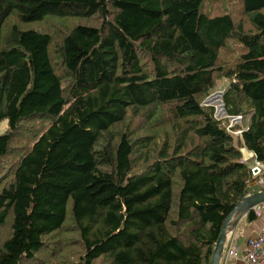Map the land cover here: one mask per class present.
Returning <instances> with one entry per match:
<instances>
[{
	"label": "trees",
	"instance_id": "16d2710c",
	"mask_svg": "<svg viewBox=\"0 0 264 264\" xmlns=\"http://www.w3.org/2000/svg\"><path fill=\"white\" fill-rule=\"evenodd\" d=\"M238 1L0 0V264H210L264 191V0Z\"/></svg>",
	"mask_w": 264,
	"mask_h": 264
},
{
	"label": "built area",
	"instance_id": "2783aa9c",
	"mask_svg": "<svg viewBox=\"0 0 264 264\" xmlns=\"http://www.w3.org/2000/svg\"><path fill=\"white\" fill-rule=\"evenodd\" d=\"M222 90L211 92L201 103L204 107L212 108V115L215 121L223 127L226 133L234 138L239 137L242 132L241 123L243 117L241 115H228L225 113L221 103ZM241 161L244 162V157L241 154ZM250 153V152H249ZM253 159L249 166V174L251 178L256 179V182L260 185H264V165L254 160L252 153L249 154ZM256 215L257 209H252ZM233 237L232 231L228 232L226 236ZM236 247H230L226 250L225 256L227 259H236ZM243 264H264V231H260L254 236L247 238L244 242L243 249Z\"/></svg>",
	"mask_w": 264,
	"mask_h": 264
},
{
	"label": "crops",
	"instance_id": "0c3cea01",
	"mask_svg": "<svg viewBox=\"0 0 264 264\" xmlns=\"http://www.w3.org/2000/svg\"><path fill=\"white\" fill-rule=\"evenodd\" d=\"M241 154L244 157V162L247 163L248 166H250V162L252 163L253 161V159L249 155L250 153L245 150V156L243 152ZM255 209H257V213L256 215L253 213V215L255 216V219L253 221L247 223L245 220V216L242 217L236 223L232 231L233 237L230 238L228 235L225 237L222 253L218 264H243V249L245 240L251 236H254L260 231H264V204L256 207ZM233 246L237 249L236 259L230 260L226 258L225 253L226 250L230 249V247Z\"/></svg>",
	"mask_w": 264,
	"mask_h": 264
},
{
	"label": "water",
	"instance_id": "95a60500",
	"mask_svg": "<svg viewBox=\"0 0 264 264\" xmlns=\"http://www.w3.org/2000/svg\"><path fill=\"white\" fill-rule=\"evenodd\" d=\"M240 152V151H239ZM264 204V191L247 195L235 205L232 212L229 214L225 222L223 223L217 241L214 245L212 255H211V262L210 264H218L222 249L223 243L226 237V234L230 231H233L236 223L246 215L248 211L259 207L260 205Z\"/></svg>",
	"mask_w": 264,
	"mask_h": 264
},
{
	"label": "rangeland",
	"instance_id": "374dc122",
	"mask_svg": "<svg viewBox=\"0 0 264 264\" xmlns=\"http://www.w3.org/2000/svg\"><path fill=\"white\" fill-rule=\"evenodd\" d=\"M227 1V4L230 2V0H226ZM238 1V0H237ZM238 3H239V1H238ZM229 5V4H228ZM211 7L213 8V11H214V7L216 8L217 7V4L214 2V3H212L211 4ZM221 7L222 8H224L225 7V4L223 3L222 5H221ZM233 10V9H232ZM234 12V11H233ZM30 25H32V24H30ZM19 28L20 29H28V26H23V25H21V26H19ZM226 86V81L225 80H220L219 82H217V84L215 85V88L212 90V91H210V92H215V91H219V90H223V88ZM244 118V117H243ZM246 124H247V118H244L243 119V121H242V123H241V127L243 128L244 126H246ZM5 128H6V122L5 121H2V122H0V134H2L4 131H5ZM250 164H251V162H250Z\"/></svg>",
	"mask_w": 264,
	"mask_h": 264
},
{
	"label": "bare ground",
	"instance_id": "6f19581e",
	"mask_svg": "<svg viewBox=\"0 0 264 264\" xmlns=\"http://www.w3.org/2000/svg\"><path fill=\"white\" fill-rule=\"evenodd\" d=\"M242 152H243V154H244V156H245V150H242Z\"/></svg>",
	"mask_w": 264,
	"mask_h": 264
}]
</instances>
